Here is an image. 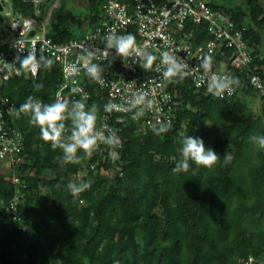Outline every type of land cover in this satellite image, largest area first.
<instances>
[{"label": "trees", "instance_id": "obj_1", "mask_svg": "<svg viewBox=\"0 0 264 264\" xmlns=\"http://www.w3.org/2000/svg\"><path fill=\"white\" fill-rule=\"evenodd\" d=\"M10 1L13 17L43 20L50 11L47 31L58 41L78 37L83 22L103 16L96 0H82L86 10L74 15L70 0H59L57 6L56 0ZM219 6L243 30L253 65L264 78V0ZM194 28L191 39L207 38L203 25ZM21 59L20 73L1 90L17 106L15 123L24 134V149L13 173L27 187L18 208L20 220L12 221L3 213L15 184L12 172L0 166V264H237L243 256L264 253V149L257 140L264 136V101L244 77L236 73L231 98L207 94L188 79L173 77L170 90L179 102L173 122L143 131L126 117L120 158L112 162L110 157L103 160L97 143L72 153L62 146L72 143L78 110L94 113V131L100 128L98 89L87 86V103L65 101L56 121L63 125L57 140L43 139L32 111L22 105L29 100L40 101L41 108L55 103L61 69L41 55L39 72L32 76ZM242 95L258 96L260 112L242 102ZM185 135L201 137L218 160L210 167L189 161L187 171L173 172L182 159L180 139ZM226 154L232 156L227 163ZM116 163L121 171L104 173L103 168ZM69 181L88 187L73 195L66 187Z\"/></svg>", "mask_w": 264, "mask_h": 264}, {"label": "built area", "instance_id": "obj_2", "mask_svg": "<svg viewBox=\"0 0 264 264\" xmlns=\"http://www.w3.org/2000/svg\"><path fill=\"white\" fill-rule=\"evenodd\" d=\"M96 1L103 16L93 23L84 22L82 26L86 30L80 37L55 40L48 34V22L37 15L14 16L8 36H0V166L12 172L15 184V193L3 215L12 221L20 220L18 208L27 187V183L13 173L22 161L24 134L15 123L16 103L2 93L1 88L5 81L20 73L22 57L33 55L38 62L36 69L25 64L32 76L39 72L41 55L53 59L60 67L61 81L55 103H64L69 98L87 103L91 97L87 86L92 84L98 89L103 112L100 128L94 132L103 139L98 138L96 143L103 160L110 157L112 162L120 158V134L126 117L136 121L143 131L173 122L179 105L170 90L175 76L186 78L195 88L212 94L209 85L213 75L235 81L237 73L264 101V78L253 65L254 55L243 30L237 28L231 16L219 6L222 0ZM189 23L192 26L187 31ZM194 25H203L207 38L199 42L191 39ZM130 29L133 31L130 34L137 36L135 45L127 54L120 53L117 40ZM149 55L154 59L144 67V59ZM92 65L96 67L95 72L88 71ZM173 67L174 71L169 74ZM229 87L231 91L225 90L217 97H233L235 82ZM96 164H91V168ZM82 166L86 167L84 163ZM121 166L116 163L103 171L111 174L121 171ZM82 173L80 171L79 175ZM237 264H264V253L243 256Z\"/></svg>", "mask_w": 264, "mask_h": 264}, {"label": "clouds", "instance_id": "obj_3", "mask_svg": "<svg viewBox=\"0 0 264 264\" xmlns=\"http://www.w3.org/2000/svg\"><path fill=\"white\" fill-rule=\"evenodd\" d=\"M134 45L135 37L132 34L121 36L117 40V48L120 53L127 54ZM153 59L154 57L151 55L146 56L144 59V67H148ZM165 59L171 60L170 57H165ZM23 63L30 67V69L39 67L33 55L25 57ZM174 67L169 70V74L174 71ZM95 70V65H92L88 69L89 72H95ZM234 82V80L226 78L225 76L213 75L211 77L209 91H211L213 95L220 96L225 90L231 91L229 86ZM65 107V103L57 101L56 103L45 105L41 108L39 104L29 100L28 103L22 105V110L30 109L34 121L41 126V137L46 140L51 139L55 142L60 134V129L63 127L62 124L57 125L56 121L62 118ZM76 107L77 109H82L83 105L77 104ZM95 120L96 117L94 113H86L81 110L76 112V128L72 136L74 143L62 145L68 153H72L77 147L87 150L96 143L98 138L103 139V137H99L98 133L94 132ZM257 140L259 148L264 149V136L258 137ZM109 142L111 143V141ZM179 153L182 159L177 160L175 167L172 169L173 172L176 173L187 171L189 168V161L197 165L210 167L219 158L213 149L206 147L201 137L192 135L181 137ZM231 159V154H226L224 157L225 163ZM66 187L71 194L76 195L87 188L88 184L85 182L78 184L74 181H69Z\"/></svg>", "mask_w": 264, "mask_h": 264}, {"label": "rangeland", "instance_id": "obj_4", "mask_svg": "<svg viewBox=\"0 0 264 264\" xmlns=\"http://www.w3.org/2000/svg\"><path fill=\"white\" fill-rule=\"evenodd\" d=\"M241 0H222L220 1L222 5H234ZM70 12L72 15L78 13H82L84 10H86V7L83 6L82 0H70ZM59 4V0H56L54 3V6H57ZM50 16V11L47 13L46 17L43 19L45 22H48ZM13 16L11 13V1L10 0H0V36L3 34V32H6L7 37L8 34L10 33L9 31V25L12 20ZM81 17H78L76 20L77 24H81L82 22L80 21ZM84 23V22H83ZM48 27V24H47ZM86 28L83 26H80V29L76 31V35L78 37L82 36L83 33L85 32ZM242 102H245L248 104L256 113L260 112V100L258 96H241Z\"/></svg>", "mask_w": 264, "mask_h": 264}, {"label": "water", "instance_id": "obj_5", "mask_svg": "<svg viewBox=\"0 0 264 264\" xmlns=\"http://www.w3.org/2000/svg\"><path fill=\"white\" fill-rule=\"evenodd\" d=\"M27 1H41V0H27ZM30 34L33 35L34 31L32 30Z\"/></svg>", "mask_w": 264, "mask_h": 264}]
</instances>
